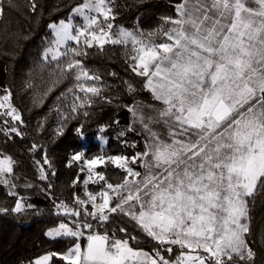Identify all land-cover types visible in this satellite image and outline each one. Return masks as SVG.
Here are the masks:
<instances>
[{"label": "snow or ice", "instance_id": "obj_1", "mask_svg": "<svg viewBox=\"0 0 264 264\" xmlns=\"http://www.w3.org/2000/svg\"><path fill=\"white\" fill-rule=\"evenodd\" d=\"M6 3L13 6L12 0ZM30 4L35 13V0ZM173 7L174 15L161 17L148 31L122 26L114 31L112 0H85L67 21L48 25L41 60L56 63L57 80L74 81L64 124L82 109L87 117L95 98H103L101 77L80 59L93 48L127 49L128 71L155 103L125 105L132 116L127 131L136 132L137 124L142 129V151L71 156L67 166L78 163L85 173L83 196L73 192L71 205L54 200L58 214L69 219L45 235L72 243L29 264H255L247 237L250 204L264 193V0H176ZM5 11L0 0V18ZM73 17L83 22L74 24ZM125 85L129 94L136 92L134 84ZM0 117L10 118L3 119L0 133L23 136L24 120L8 89L0 95ZM63 131L61 125L56 134ZM129 146L135 148V142ZM29 151L43 153L34 164L38 178L47 180L45 166L52 163L46 149L34 143ZM109 166L123 174L120 182L109 181L104 171ZM16 167L13 156L0 151V185L13 197ZM80 182L78 174L72 186ZM89 184L100 187L92 191ZM51 188L49 183L44 191L50 195ZM33 207L19 197L0 213L23 214ZM117 216L127 217L158 247L151 252L134 247L138 238L127 227H111ZM174 247L179 251L173 257Z\"/></svg>", "mask_w": 264, "mask_h": 264}, {"label": "trees", "instance_id": "obj_2", "mask_svg": "<svg viewBox=\"0 0 264 264\" xmlns=\"http://www.w3.org/2000/svg\"><path fill=\"white\" fill-rule=\"evenodd\" d=\"M80 1L35 0L37 10L33 13L30 0H12L13 6L10 8L5 0L6 11L0 18V95H3L4 89L12 92V104L21 113L24 124L19 126L23 133L21 137L11 134L12 138L9 139L0 133V151L12 155L17 161L15 171L19 177L14 189L17 197L8 195V186L0 185V207H13L19 197H24L26 203L34 207L23 214L0 213V264H29L45 252L64 251L70 246L71 238L51 239L45 233L47 229L69 219L58 214L54 200H63L71 205L73 192L83 196L85 173L79 172L78 163L67 166L74 153L84 152L88 158L100 154L131 156L144 148L140 126L136 125V132L127 131L132 116L125 105L155 102L150 93L143 89L139 78L128 71V50L120 45H106L102 51L89 49L87 57H80L90 72L101 77L103 98H95L92 106L87 108V117L82 115V109L74 114L76 119H70L66 124L63 122L72 103L68 89L73 87L74 81L71 76L57 80L56 63L42 61L41 53L46 47V38H50L49 23L67 17ZM175 2L112 0L116 15L113 23L131 29H154L160 25L161 17L175 14ZM125 81L135 85V93L129 94ZM3 119L10 118L0 117V127L4 126ZM114 121H119V124ZM81 124L84 125L82 135L76 131ZM61 125L63 135H57L56 129ZM101 128L104 131H100ZM121 131H125L126 135L120 136ZM133 142L135 148L129 146ZM34 143L46 149L52 163L50 169L45 166L47 180L38 178L34 161L42 162L43 153L29 151ZM53 171L55 175H52ZM104 171L110 182H120L123 175L120 170L109 166ZM78 174L81 182L73 187L72 182ZM49 183L52 185L50 195L44 191ZM99 187L88 185L92 191ZM250 217L251 231L247 239L256 254L255 264H264V193H258L250 204ZM117 225L127 227L131 235L137 236L138 243H134V247L150 252L158 247L155 241L139 232L127 217H115L111 227Z\"/></svg>", "mask_w": 264, "mask_h": 264}, {"label": "rangeland", "instance_id": "obj_3", "mask_svg": "<svg viewBox=\"0 0 264 264\" xmlns=\"http://www.w3.org/2000/svg\"><path fill=\"white\" fill-rule=\"evenodd\" d=\"M85 2V0H81L79 3H77L73 8H75V7H77V6H79V5H81V4H83ZM72 8V9H73ZM72 9H71V11H70V13L68 14V16L67 17H65V18H62L63 20H68V18H69V16H70V14L72 13ZM62 19H58V20H56L55 22H58L59 20H62ZM54 22V21H53ZM74 24H81L83 21H82V18H80V17H73V21H72ZM50 23H52V22H50ZM49 23V24H50ZM122 25H115L114 24V31L117 29V28H119V27H121ZM122 27H124V28H127V29H131V28H128V27H125V26H122ZM56 226H58V225H56ZM56 226H54V227H56ZM51 228H53V227H51ZM50 229V228H49ZM49 229H47L46 230V232L49 230ZM143 250H145V249H143ZM145 251H148V250H145ZM178 249H176V250H174L173 251V257L176 255V254H178ZM150 252V251H149Z\"/></svg>", "mask_w": 264, "mask_h": 264}]
</instances>
